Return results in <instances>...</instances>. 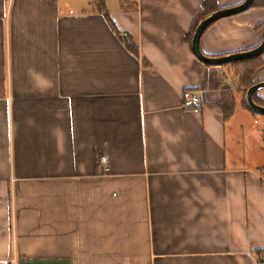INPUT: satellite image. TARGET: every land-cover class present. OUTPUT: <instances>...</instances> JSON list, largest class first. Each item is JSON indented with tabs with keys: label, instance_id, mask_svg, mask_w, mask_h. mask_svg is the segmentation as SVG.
Returning <instances> with one entry per match:
<instances>
[{
	"label": "crops",
	"instance_id": "obj_1",
	"mask_svg": "<svg viewBox=\"0 0 264 264\" xmlns=\"http://www.w3.org/2000/svg\"><path fill=\"white\" fill-rule=\"evenodd\" d=\"M104 1L138 55L91 0H0V264H264V116L236 91L224 118L234 70L186 39L204 0ZM263 22L264 0L200 48L253 49Z\"/></svg>",
	"mask_w": 264,
	"mask_h": 264
},
{
	"label": "trees",
	"instance_id": "obj_2",
	"mask_svg": "<svg viewBox=\"0 0 264 264\" xmlns=\"http://www.w3.org/2000/svg\"><path fill=\"white\" fill-rule=\"evenodd\" d=\"M118 1L120 3L122 11H125V12L137 11L136 4L131 3L130 0H118ZM244 1L245 0H243L241 3H243ZM90 4L93 8L97 9L98 12L105 18L111 30L115 33V35L119 38V40L125 45V47L132 54L138 55L137 48L132 44L131 39L128 36L123 35L121 32H119V30L114 25L109 15V12L106 9L105 1L104 0H91ZM261 6H263V0H254V3L251 8L261 7ZM220 9L221 8L218 7L216 0H204L203 1L202 10L199 13V15L195 18V20L193 21L191 30L186 37L189 45H191L192 43L193 35L199 23L203 21L204 19H206L213 12H216ZM260 26L264 27V22ZM244 51H247V50H243L240 52H244ZM224 55H227V54H224ZM263 65H264V53L261 56L251 59V60L238 61V62H233L230 64L222 65L223 67H232V69L234 70L236 81H237V85L235 88H224L223 90V93H224L223 111H224V118L226 120H229L230 117L234 114V110H235L234 94L235 92L236 91L243 92L246 96V93L249 90V88H251L254 84H256V82L253 81L254 74ZM253 100L256 104L264 107V101L257 98V93L254 94ZM243 106L247 108L249 111H251L253 114H255V112L250 110V108L248 107L246 103V98H245V101L243 102ZM263 176H264V171H263ZM257 254L259 256L263 255L264 250L257 251Z\"/></svg>",
	"mask_w": 264,
	"mask_h": 264
},
{
	"label": "water",
	"instance_id": "obj_3",
	"mask_svg": "<svg viewBox=\"0 0 264 264\" xmlns=\"http://www.w3.org/2000/svg\"><path fill=\"white\" fill-rule=\"evenodd\" d=\"M253 3L254 0H245L239 5L229 8H221L220 10L213 12L206 19L201 21L195 30L191 43L192 52L196 56V58L209 66H222L233 62L251 60L261 56L264 53V38L260 45L256 48L219 57H211L205 55L200 48L201 37L208 27H210L213 23L217 22L220 19L231 17L249 10L252 7ZM262 89H264V81L256 83L251 88H249L246 93V103L250 110L264 116V107L256 104L253 100L254 94L258 93Z\"/></svg>",
	"mask_w": 264,
	"mask_h": 264
},
{
	"label": "built area",
	"instance_id": "obj_4",
	"mask_svg": "<svg viewBox=\"0 0 264 264\" xmlns=\"http://www.w3.org/2000/svg\"><path fill=\"white\" fill-rule=\"evenodd\" d=\"M183 107L187 110L195 112L197 115L202 113L203 98L200 94L185 90L182 94ZM102 162H106V158H102Z\"/></svg>",
	"mask_w": 264,
	"mask_h": 264
},
{
	"label": "rangeland",
	"instance_id": "obj_5",
	"mask_svg": "<svg viewBox=\"0 0 264 264\" xmlns=\"http://www.w3.org/2000/svg\"><path fill=\"white\" fill-rule=\"evenodd\" d=\"M242 94H243V96H245V94L243 93V92H241ZM244 101H245V98H244ZM264 256V254L263 255H261V257H263ZM264 258V257H263Z\"/></svg>",
	"mask_w": 264,
	"mask_h": 264
}]
</instances>
